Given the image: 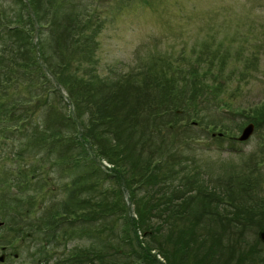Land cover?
Here are the masks:
<instances>
[{
  "label": "rangeland",
  "instance_id": "obj_1",
  "mask_svg": "<svg viewBox=\"0 0 264 264\" xmlns=\"http://www.w3.org/2000/svg\"><path fill=\"white\" fill-rule=\"evenodd\" d=\"M1 20L19 28L11 43L0 44V264H54L90 243L109 242L110 253L111 244L128 252L135 246L121 231L128 215H136L128 190L123 200L129 209L122 217L99 214L86 225L85 216H79L89 210L95 214L94 208L81 206V212L70 214L75 204H85L83 197L65 191L74 176L84 178L85 186L93 184L92 191L80 192L91 191L96 200L102 190L117 186L106 160H90L87 144L96 136L89 132L79 138L90 115L77 113L67 92L87 83L90 72L105 88L113 86L110 99L93 97L111 105L118 96L115 84L138 87L142 74H157L156 83L166 81L170 95L194 92L191 106L179 110L180 117L170 116V125L146 119L161 158L150 163L158 165L154 174L162 183L160 194L171 201L185 194L188 204L178 211L187 217L191 213L196 233L207 244L210 237L218 241L221 236L223 243L233 238L227 252L215 244L217 259L264 264V225L252 223L246 229L245 205L225 194L231 193L227 187L242 185L239 191L264 199V0H0ZM57 25L62 34L52 45L50 34ZM65 25L74 30H63ZM7 62L9 76L1 71ZM50 121L66 134V128L79 131V142L72 146L50 138L51 128L44 129ZM249 124L251 133L241 139ZM101 136L108 145L107 134ZM144 189L136 188L139 194ZM83 225L90 234L82 235ZM95 263L109 264L103 258Z\"/></svg>",
  "mask_w": 264,
  "mask_h": 264
},
{
  "label": "trees",
  "instance_id": "obj_2",
  "mask_svg": "<svg viewBox=\"0 0 264 264\" xmlns=\"http://www.w3.org/2000/svg\"><path fill=\"white\" fill-rule=\"evenodd\" d=\"M30 17L31 12L28 10L27 20ZM3 23L5 22L1 20L0 44L7 40L11 43V38L19 27H17V23H14V26L7 23L3 25ZM62 29L74 30L70 29L68 25H65ZM59 31L58 25L51 31L53 32L50 34L52 45L56 43L58 36L62 34V32L57 34ZM55 34L57 37L52 38ZM26 37H28L27 45L29 47L30 36L26 35ZM47 40L44 44L49 46L50 43L51 45V42ZM56 47L55 45L54 48L56 49ZM42 50L46 57L45 63L48 67H51V62H48V52L43 48ZM12 53L13 57L15 56L16 58L14 60L16 63L18 57L13 51H11V55ZM1 65L3 67L1 71L6 76H9L12 72L11 70L7 72L6 68H9L10 64L7 62ZM57 65L60 69L66 66L65 64L59 63ZM1 78L2 77H0V79ZM92 78L93 74L90 72V79L87 83H83L81 86L77 85V88L68 87L67 89L69 100L74 106L77 105L79 107L77 113H88L87 115H90L88 118L90 124L85 126L86 130L82 134H79V131L72 133V130L69 131V129L66 128V131L70 132L66 134L62 127H58L51 121L46 123L44 129L47 130L51 128L50 138H55L57 141H63V139L68 140L72 146L79 142L76 139V135L78 134L80 140H84L83 138L85 135H88L86 133L89 132L96 136V142H92L90 145L89 143L87 144L92 151V156H89V158L90 160L93 159V162H96V160H106L111 166L108 167V169L112 171L111 177L117 186L111 189V191L102 190L100 199L96 200L94 199V194L91 196L93 184L85 186L83 184L84 178H81L79 175L74 176L73 180H71L70 187L65 191L83 197L82 201L85 204H75L70 214L75 215L74 212L76 214L81 212V206H85L89 209L94 208L95 214L89 210L86 214L79 216V218L85 216L84 219H86V221L84 224L86 223L87 225V221L96 220L99 214L102 215L103 218L105 217L104 219H107L110 215L116 216V214L122 217L127 209H129L128 204L130 203L133 205L136 215H134V217L128 215V221H126V223L124 221L121 231L127 234L129 233L128 237H131L129 244L132 246L134 244L135 246L128 252L123 251L119 245L115 246L113 244L114 247L111 244L113 251L110 253L107 251L109 242L102 246L97 245V247L94 243H90L83 247L71 249L67 256L59 258L54 264H99L95 263V261L101 260L102 258L108 260L109 264H230L227 257L221 258V260L215 257L217 253L214 250V246L216 243H219V251L227 252L233 238L230 242L227 241L223 243L221 242V236H218V241H216V238L210 237V244H207L206 240L199 238L196 233L198 227L193 224V220L190 219L191 213H188L187 217L186 215L180 214L178 211L179 207L183 208L188 204L189 199L185 198L184 194L181 200L175 199V201H171L168 200V198L164 200L163 195L160 194L162 183L159 182L160 187L157 188L159 180L154 174L155 170L158 169V165H150L154 159L157 162L158 160L161 161V158L159 152L155 154L154 140H152L153 137L149 136L153 127L150 126L149 121L146 119L152 118L162 121L164 125H170V116L173 119L176 116L180 117L181 114H178V111L185 110L191 106V102L193 101L191 96L194 95V92L191 91L189 95L187 93L170 95L164 90L166 81L156 83L157 80H160L157 74H155V78L149 77L148 74H142L139 78L142 79V81L138 80V82H135V84H138V87L134 86L132 83L131 87L125 86L124 89L116 83L118 96L111 105L110 100L105 101L102 98L98 99L93 97L95 95L106 94L107 98L110 99L113 86L105 88L96 78L95 80ZM184 95L188 96L184 98ZM94 105H98V108H93ZM100 108L104 109L102 114H100ZM126 108H129L127 112L125 110L124 114L118 115ZM142 111H148L149 113L146 115L143 114ZM158 114L164 115L157 117L156 115ZM9 115H11V113ZM176 120H179V118H176ZM67 121H70V117L67 118ZM5 122L6 121H4V123ZM0 131H4L2 127H0ZM101 134H107L109 139L107 138L106 142L108 145L105 144V138L101 136ZM216 144L217 146L222 145V140H217ZM72 161L73 160L69 163ZM128 162L130 163V167ZM94 170L95 169H92L90 172L92 173ZM87 171L89 170L85 172ZM137 176H139V178L136 180ZM132 184L135 185L132 186ZM145 184H149V188L144 187L143 185ZM137 187L138 189L141 187L146 189H144L142 194H139L136 190ZM238 188L241 189L242 185L234 189H228L227 187L225 190L231 193L225 194L229 198L230 194H233L234 200L232 202H236V198H238L240 204L245 205L242 207L245 213V220L247 223H250L249 226L244 225L245 228L250 230L252 228V223L256 224V227H259L257 226L258 223L264 225V199L262 198L261 200L263 202H260L257 193V195H254L253 192L243 193L239 191ZM155 189L159 190L155 191ZM82 190L91 191L89 194L87 193L84 195L80 192ZM124 190H128V204L123 200ZM178 201H180V204L175 205L174 203ZM202 205H204V201ZM203 213H205L204 210ZM248 216L251 219H246ZM86 225H83L81 228L82 235L91 233L87 231V228L84 229ZM112 228L113 226L111 225L109 229L112 231ZM105 230L106 229H103L102 232ZM257 241L259 240L257 239ZM121 242L123 245L124 239L122 236ZM249 243V241L245 242L246 245ZM231 251L234 252L233 248Z\"/></svg>",
  "mask_w": 264,
  "mask_h": 264
},
{
  "label": "water",
  "instance_id": "obj_3",
  "mask_svg": "<svg viewBox=\"0 0 264 264\" xmlns=\"http://www.w3.org/2000/svg\"><path fill=\"white\" fill-rule=\"evenodd\" d=\"M251 131H252V125L249 124V125L243 130V134H242V136H241V139L246 138V137L248 136V134L251 133ZM0 225H1V222H0ZM260 239H261V241L264 242V231H262V232L260 233ZM2 259H3V257L1 256V257H0V260H2Z\"/></svg>",
  "mask_w": 264,
  "mask_h": 264
}]
</instances>
